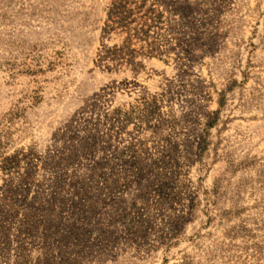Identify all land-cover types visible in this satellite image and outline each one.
<instances>
[{
  "label": "rangeland",
  "instance_id": "rangeland-1",
  "mask_svg": "<svg viewBox=\"0 0 264 264\" xmlns=\"http://www.w3.org/2000/svg\"><path fill=\"white\" fill-rule=\"evenodd\" d=\"M0 152V264H264V0H0Z\"/></svg>",
  "mask_w": 264,
  "mask_h": 264
},
{
  "label": "trees",
  "instance_id": "trees-1",
  "mask_svg": "<svg viewBox=\"0 0 264 264\" xmlns=\"http://www.w3.org/2000/svg\"><path fill=\"white\" fill-rule=\"evenodd\" d=\"M225 94H222V100H221V105H223L225 103ZM121 114L119 113V116ZM0 155L2 157V167L4 172L6 173V175L10 176L12 174H14V172L19 168V163L18 160L16 158H9L6 156H3V154L0 152ZM7 203L9 204V211L13 210L15 211L16 209L12 208L13 202L11 199L16 197L15 195H13V193L10 191V189L8 190L7 194ZM11 197V198H10Z\"/></svg>",
  "mask_w": 264,
  "mask_h": 264
}]
</instances>
